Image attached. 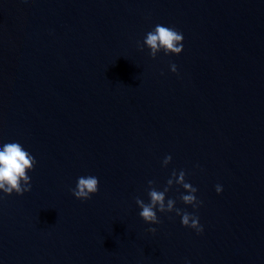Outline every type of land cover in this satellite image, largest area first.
I'll list each match as a JSON object with an SVG mask.
<instances>
[{"label": "water", "instance_id": "obj_1", "mask_svg": "<svg viewBox=\"0 0 264 264\" xmlns=\"http://www.w3.org/2000/svg\"><path fill=\"white\" fill-rule=\"evenodd\" d=\"M158 24L180 54L150 55ZM10 142L36 163L29 192H0V264H264V0H0ZM150 189L203 231L146 223Z\"/></svg>", "mask_w": 264, "mask_h": 264}, {"label": "clouds", "instance_id": "obj_2", "mask_svg": "<svg viewBox=\"0 0 264 264\" xmlns=\"http://www.w3.org/2000/svg\"><path fill=\"white\" fill-rule=\"evenodd\" d=\"M183 35L174 28L164 25H156L154 30L148 32L144 39V45L150 49V55L155 58L156 54L163 50L167 54H180L183 50ZM171 71L176 72V65H171ZM171 161V156L165 157L163 163L167 164ZM36 161L28 151L18 142H10L0 146V192L7 195L16 193L23 195L25 192L31 190L30 177L28 171L34 168ZM177 176L175 172L172 174ZM177 184L181 185L188 194H181V200L186 205H192L194 208L198 207L199 203L196 199L195 193L197 189L190 183L185 182V173L181 171L178 175ZM153 181H149L151 185ZM167 183H173L169 179ZM99 190V180L95 176H81L77 180L76 187L72 189V194L80 200L90 199L92 195ZM167 191V189H165ZM222 191L221 186H216V192ZM150 202L145 203L140 198L136 199V204L141 209L140 217L149 224H158L160 221L157 217V210L159 212L175 211L177 215L181 216V223L185 227L195 229L197 232H202L203 228L199 223V218L181 209L174 208L175 201L168 199L165 205V193L158 192L155 189H150L148 192ZM152 232L156 230L149 229Z\"/></svg>", "mask_w": 264, "mask_h": 264}]
</instances>
